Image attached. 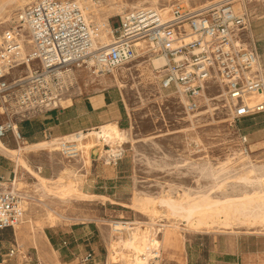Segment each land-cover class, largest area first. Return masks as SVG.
<instances>
[{
	"label": "rangeland",
	"instance_id": "1",
	"mask_svg": "<svg viewBox=\"0 0 264 264\" xmlns=\"http://www.w3.org/2000/svg\"><path fill=\"white\" fill-rule=\"evenodd\" d=\"M34 1L37 0H16L6 5L3 10L0 9V19L10 11L23 8ZM86 1L92 10L89 13L94 18V24L106 19L109 33L105 34L104 27L99 28H102L106 39H109L110 30L117 25L121 12L144 0H93L96 5H93L94 8L99 9L95 13L91 1ZM222 1L224 0H159L156 8L168 13L170 6L177 2L184 3L189 8H199ZM232 4L235 9L246 13L242 38L254 41L260 55L261 68L264 69V0H236ZM141 60L143 59L134 62L135 66H130L128 70L118 71L120 79L128 84L126 89L103 86V83H99L101 79L91 77L92 73L81 70L78 85L72 94L107 88L121 95L127 113V125L120 127L128 129L130 141L122 145L125 152L117 163H112V159L107 162L105 157L97 159L96 155L89 164L81 162L80 157L78 160L67 161L58 151L47 150L27 155L33 169L36 166L42 167L41 175L50 179L66 177L68 174L64 169L69 168L80 179L77 184L80 182L78 186L81 191H100L107 198L62 200L40 190L29 173L20 171L21 184L16 186L29 197L25 220L31 219L40 228L38 239L42 241L47 255L42 257L31 240L24 238L28 224L25 222L18 226L21 231L17 235L13 229L0 230V264H123L122 260L113 261L108 256L111 240L117 235L116 231L111 232V221L123 222L124 225L138 221V227L143 229L148 223L155 222L160 256L150 264H264V229L261 226L238 223L226 229L216 225L211 228H191L185 221L167 218L161 207H157L160 212L151 219L150 216L126 206L133 201L135 195L156 197L170 192L177 197L183 191H206L243 165L247 166L244 159L237 158L229 165V170L212 175L219 161H224L232 151L241 150L240 133L247 134L249 139L248 155L251 163L256 166L264 165V115L233 122L219 97L220 91L214 85L207 91V97L216 99L209 102V106L202 107L190 119V114L183 112L179 97L171 90L159 88L160 74L157 73L156 79L142 75L141 68L137 66ZM106 77L110 78L111 75ZM71 96L61 106L70 103ZM2 140L9 147L16 146L12 137ZM104 148L107 149L106 146ZM0 162L13 169V162L7 157L0 156ZM94 163L98 165V173L92 176L90 171ZM118 164L123 171L117 176L121 175L122 178L116 177V173L111 171ZM87 178H93V184L102 187L82 189ZM225 180L223 188L208 191H211L212 197L237 194L244 188L251 189L232 177ZM0 182H7L8 185L9 181L0 175ZM50 211L55 212L53 219L48 217ZM65 228L77 232V236L82 238L75 241L73 236L69 240L67 237L66 245L73 253L63 252L59 256V245L54 236L52 239L48 238L54 235V231ZM123 232V237H126V232ZM16 244L21 245V252L12 257L7 256L9 249ZM88 254L91 256L88 257Z\"/></svg>",
	"mask_w": 264,
	"mask_h": 264
},
{
	"label": "built area",
	"instance_id": "2",
	"mask_svg": "<svg viewBox=\"0 0 264 264\" xmlns=\"http://www.w3.org/2000/svg\"><path fill=\"white\" fill-rule=\"evenodd\" d=\"M86 2L37 0L0 19L1 139L8 133L16 143L24 139L18 123L61 107L76 89L81 70L112 76L154 57L166 60L158 69L159 88L175 93L186 115L216 99L207 97L214 85L233 122L264 115V69L258 68L254 41L242 38L247 16L234 8L233 0L199 8L177 2L168 16L161 8H130L121 12L106 40L100 39L102 28L92 21ZM91 130L47 139H55L64 159L76 160L79 141ZM239 146L241 153L250 152L247 134H239ZM124 152L111 155L112 163ZM8 181L7 187L0 186V230L24 223L29 200L16 186L15 173ZM17 252L16 244L6 255Z\"/></svg>",
	"mask_w": 264,
	"mask_h": 264
},
{
	"label": "bare ground",
	"instance_id": "3",
	"mask_svg": "<svg viewBox=\"0 0 264 264\" xmlns=\"http://www.w3.org/2000/svg\"><path fill=\"white\" fill-rule=\"evenodd\" d=\"M158 1L159 0L138 1L135 5H131L130 8L147 6L156 8ZM235 1L236 0H233V2ZM14 2H16V0H0V9L3 10L6 5ZM114 2L116 1L114 0ZM93 5L95 4L91 2V6ZM85 8L89 13V10H91L89 9L90 7L86 6ZM94 11H99V9H96L95 7L93 12ZM160 11L162 12V15L168 16L169 12L165 13L163 10ZM104 20L105 21L102 23L96 22L95 24L104 27L106 34L109 32H107L106 29V26H108L107 21L105 18ZM105 34H102L100 37L101 40H106L107 36L105 37ZM165 62V58L155 57L151 59V61L139 62L137 66L141 68L142 75L148 78H155L157 73H159L158 69L162 67ZM258 68H261V66L258 65ZM125 70H128V68L122 67V71ZM88 72L91 73V71ZM91 77L99 78V80L101 79L99 83H103V86H117L121 89L128 88V84L120 79L117 71H114L110 78L101 75L94 76L93 74H91ZM261 98V95L257 96L258 100ZM193 116L195 117V115H189L188 118L192 119ZM15 132L16 134L18 133L17 130ZM80 134L82 136L85 135L84 133ZM129 139L130 136L128 129L121 128L116 121L106 122L100 125L97 129L88 131L85 138L79 141L81 162L89 164L91 158L93 159L95 155L97 156V159L105 157L108 162V160L111 159V155L115 156L117 151L123 149L122 145L128 143V141H130ZM105 146L107 149L104 148ZM40 150H47L49 152L57 151L55 139H48L32 145L25 144L22 139L17 143L16 148L11 149L8 148L0 138V153L4 154L5 157L13 162L15 169V183L17 185L21 184L19 181V172H23L24 170L36 180V187L45 193L55 195L62 200H69L71 198L85 200L97 198L96 196L84 193L79 189L78 184L80 182L77 184L79 178H77V174L74 170L65 168L64 171L66 175L68 174L67 176L65 175L66 177L59 176L57 179H50L41 175V167L33 169L29 164L27 155H29L30 152H37ZM231 154L226 157L224 161L218 162L219 165L213 169L214 171L212 175H217L229 170V165L237 158L244 159V161H246L245 163H248V165L244 166L242 164L243 167L235 170L230 176H226L223 181L216 182L210 189L223 188L226 182L225 179L228 177H232L233 180L238 183H244L247 186H250L251 189L249 188L248 190L244 188L237 194H230L222 197H212L210 194L211 191L208 192L210 189L202 192H191L190 190L183 191L178 194L177 197L171 195L170 192H166V194L156 197L135 195L133 201L130 204H126V206L131 207V209H134L135 211L144 213V215L146 214L150 216L151 219L160 212L157 211V207H161L167 218L172 217L174 219L185 221V223L191 228H211L216 225L226 229L233 224L238 225V223H241V225L248 224L252 225V227L253 225L261 226V228L263 227L264 229V165L261 164L260 166H256L255 164H252L249 160V155L243 154L240 151H232ZM6 184L7 182H0L1 187H7ZM53 213L55 212L50 211L48 213L50 219H53ZM56 215L62 217L60 214L56 213ZM25 222L28 224L25 227L27 231H25L24 238H29L42 257H46L47 254L46 250L43 248V243L38 239V229L40 228L35 226L31 219L25 220L24 223ZM138 224V221L128 222L126 225L119 221L109 222V225L112 227L111 232H117L115 238H112V240L110 238L112 241L108 255L110 259L113 261L118 259L122 260L123 264H150L151 261H155V259L160 256L158 247L159 241L157 239L158 229L156 228L157 226H154L156 225L155 222L148 223L147 227L144 229L138 227ZM18 226L13 229V231L15 230L16 235L21 231V228L19 229ZM123 231L126 232V237H123ZM19 247H21V245H19Z\"/></svg>",
	"mask_w": 264,
	"mask_h": 264
},
{
	"label": "crops",
	"instance_id": "4",
	"mask_svg": "<svg viewBox=\"0 0 264 264\" xmlns=\"http://www.w3.org/2000/svg\"><path fill=\"white\" fill-rule=\"evenodd\" d=\"M69 99L70 103L64 106L50 111H45L35 117L19 122L18 128L22 137L24 138L23 142L28 145L37 144L46 141L45 139L48 135H50L52 138H58L76 131L93 129L109 121H116L119 126L127 125L126 109L122 103L121 95L116 91H110L107 88L87 93H81L80 91L72 95ZM8 137H12V135L8 133L3 139H7ZM6 146L8 148L14 149L17 147V143L14 148L9 147L8 145ZM30 153H35V151ZM0 156L5 155L0 153ZM92 166L93 168L91 169L90 173L93 176L98 173V165L94 163ZM36 167L35 169H37ZM111 171L116 173V177H123L121 175L117 176L123 171L119 164L114 168L112 167ZM14 173V166L13 169H10V167H5V165L1 164L0 162V175H2L3 178L10 180ZM94 181L95 180L93 178H87L82 185V189L85 187L91 189H99L102 187L95 183L93 184ZM86 193L96 197H105L102 192L96 190H87ZM77 234V232L74 233L73 230L65 228L54 231V235H50L48 239H52L54 236L55 241L59 245L57 252L60 256L63 252L73 253L69 246L66 245L65 241L67 237L69 240L70 236H73L75 241L81 239L82 237L77 236ZM48 241L52 246L50 240ZM64 264L68 263L64 262Z\"/></svg>",
	"mask_w": 264,
	"mask_h": 264
}]
</instances>
